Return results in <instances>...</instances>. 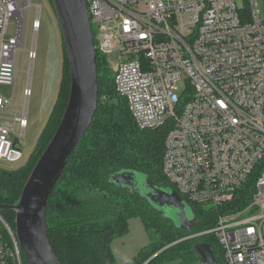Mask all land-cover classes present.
I'll return each mask as SVG.
<instances>
[{
    "label": "built area",
    "instance_id": "1",
    "mask_svg": "<svg viewBox=\"0 0 264 264\" xmlns=\"http://www.w3.org/2000/svg\"><path fill=\"white\" fill-rule=\"evenodd\" d=\"M85 3L95 51L135 125L167 127L166 181L214 221L188 238L212 237L222 264H264L263 0ZM31 7L30 0H0V89L13 88L11 99L0 92V162L6 164L24 160L20 141L31 93L23 90L19 110L15 88L25 55L35 58L34 42L26 49ZM3 120L11 121L9 129ZM0 264H24L14 231L1 217Z\"/></svg>",
    "mask_w": 264,
    "mask_h": 264
},
{
    "label": "trees",
    "instance_id": "2",
    "mask_svg": "<svg viewBox=\"0 0 264 264\" xmlns=\"http://www.w3.org/2000/svg\"><path fill=\"white\" fill-rule=\"evenodd\" d=\"M49 4L52 8L51 1ZM264 9V0H263ZM61 74L54 105L35 148L27 162L16 169L0 168V205L15 203L46 145L57 129L64 112L70 87V75L64 46ZM98 102L91 125L73 151L62 175L48 197L45 223L50 246L61 264H118L111 251L114 239L128 232V224L138 219L149 242L126 264H143L164 247L175 243L189 231L177 230L159 218L137 195L114 186L107 175L118 170L147 175L163 188L174 191L162 174V156L167 127L140 130L126 102L112 87V73L105 58L96 53ZM199 224L198 231L213 225L208 212L187 203ZM0 216L14 231L15 214L0 210ZM208 216V217H207ZM6 238V234L4 235ZM196 242L211 246L218 264L222 253L212 237L184 241L171 246L146 264H196ZM24 264H27L23 257Z\"/></svg>",
    "mask_w": 264,
    "mask_h": 264
},
{
    "label": "water",
    "instance_id": "3",
    "mask_svg": "<svg viewBox=\"0 0 264 264\" xmlns=\"http://www.w3.org/2000/svg\"><path fill=\"white\" fill-rule=\"evenodd\" d=\"M50 1L68 62L69 94L59 125L30 172L18 200L11 205H0V210L15 214L14 235L27 264H61L49 243L45 208L73 151L89 129L98 102L96 51L85 0ZM107 179L112 186L139 196L151 211L177 230L191 232L199 224L176 192L157 186L147 175L118 170L109 173ZM176 210L180 211L176 213ZM193 252L198 260L196 264H218L206 243L196 242Z\"/></svg>",
    "mask_w": 264,
    "mask_h": 264
},
{
    "label": "rangeland",
    "instance_id": "4",
    "mask_svg": "<svg viewBox=\"0 0 264 264\" xmlns=\"http://www.w3.org/2000/svg\"><path fill=\"white\" fill-rule=\"evenodd\" d=\"M32 7L29 11L28 16V29L26 34V49H31L34 42L35 58L30 62L27 56L25 55L23 59L22 70L23 73L20 77L17 86L15 88L16 93L19 89V99L17 108L23 110L25 99L22 94L23 90L26 87L30 89V98L27 104V128L25 138L20 141V147L24 154V160L16 164H6L0 162V168L4 170H13L19 168L24 162L26 163L31 152L35 148L37 138L43 130V127L48 119V116L51 112L52 106L56 100L60 74H61V63H62V47H61V37L59 33V28L53 10L49 4L48 0H30ZM40 7L38 11L37 7ZM37 14L39 15V29L37 32L32 30V22L36 20ZM13 30V26L9 27V33ZM29 70V74L27 71ZM112 73V72H111ZM0 92L3 96L12 98L13 88H4L0 89ZM4 127L10 128L11 121L3 120ZM19 132L18 125H16V133ZM14 139L13 135H10ZM24 165V164H23ZM136 188L141 192L143 191L140 185H136ZM186 203V202H185ZM187 204V203H186ZM187 211L188 207H186ZM180 210H176L178 213ZM190 217V214H187ZM1 217V216H0ZM2 218V217H1ZM3 219V218H2ZM4 220V219H3ZM5 221V220H4ZM6 222V221H5ZM8 224V223H7ZM135 224H133L134 227ZM131 227V226H130ZM132 234V232H131ZM134 236V234H132ZM189 235H185L181 239H178L175 243L170 244L159 252L152 255L148 258L143 264H146L157 254L166 251L171 246L192 240L188 238ZM130 238L136 242L134 238ZM137 247L130 251V253L125 255L127 256L135 253ZM115 258V257H114ZM115 260H117L115 258ZM118 264H123L120 261H116ZM175 264L179 263L174 262Z\"/></svg>",
    "mask_w": 264,
    "mask_h": 264
},
{
    "label": "crops",
    "instance_id": "5",
    "mask_svg": "<svg viewBox=\"0 0 264 264\" xmlns=\"http://www.w3.org/2000/svg\"><path fill=\"white\" fill-rule=\"evenodd\" d=\"M133 224H135L134 227ZM130 235L136 240V242L130 238ZM148 242L149 238L141 221L138 219H132L128 224V232L124 236L116 238L112 241L111 251L113 256L117 259L116 261L126 264L132 257L136 256L137 253L148 244ZM136 247V252L127 256L125 259V255L130 253V251Z\"/></svg>",
    "mask_w": 264,
    "mask_h": 264
},
{
    "label": "flooded vegetation",
    "instance_id": "6",
    "mask_svg": "<svg viewBox=\"0 0 264 264\" xmlns=\"http://www.w3.org/2000/svg\"><path fill=\"white\" fill-rule=\"evenodd\" d=\"M158 186V185H157ZM161 187V186H160ZM144 203H145V205H146V202L144 201ZM202 243V242H201ZM195 258H196V256H195ZM198 262V260H197V258H196V263Z\"/></svg>",
    "mask_w": 264,
    "mask_h": 264
}]
</instances>
